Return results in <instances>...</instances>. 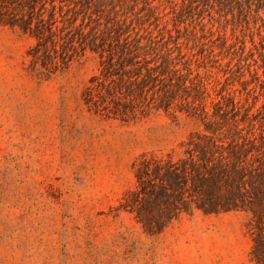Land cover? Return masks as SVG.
I'll return each mask as SVG.
<instances>
[{
    "label": "trees",
    "instance_id": "obj_1",
    "mask_svg": "<svg viewBox=\"0 0 264 264\" xmlns=\"http://www.w3.org/2000/svg\"><path fill=\"white\" fill-rule=\"evenodd\" d=\"M230 17L251 29L264 0H0V25L35 39L27 69L41 80L98 56L82 94L90 112L193 123L134 158L116 210L148 235L185 214L244 211L251 259L264 264V44L230 38Z\"/></svg>",
    "mask_w": 264,
    "mask_h": 264
},
{
    "label": "rangeland",
    "instance_id": "obj_2",
    "mask_svg": "<svg viewBox=\"0 0 264 264\" xmlns=\"http://www.w3.org/2000/svg\"><path fill=\"white\" fill-rule=\"evenodd\" d=\"M230 18V38L262 49L264 20ZM34 42L0 25V264H255L244 211L185 214L148 235L116 210L134 158L194 125L163 111L131 123L90 112L82 94L98 56L43 81L27 69Z\"/></svg>",
    "mask_w": 264,
    "mask_h": 264
}]
</instances>
